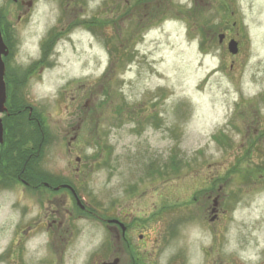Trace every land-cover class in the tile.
<instances>
[{
  "label": "rangeland",
  "instance_id": "obj_1",
  "mask_svg": "<svg viewBox=\"0 0 264 264\" xmlns=\"http://www.w3.org/2000/svg\"><path fill=\"white\" fill-rule=\"evenodd\" d=\"M136 1L34 0L18 21L0 0L6 105L16 93L42 126L48 178L0 175V264L104 255L99 223L47 225L77 206L63 180L106 215L161 209L156 264H264V0ZM199 181L219 189L193 199Z\"/></svg>",
  "mask_w": 264,
  "mask_h": 264
},
{
  "label": "flooded vegetation",
  "instance_id": "obj_2",
  "mask_svg": "<svg viewBox=\"0 0 264 264\" xmlns=\"http://www.w3.org/2000/svg\"><path fill=\"white\" fill-rule=\"evenodd\" d=\"M10 1L12 6L14 5L15 7L14 11L17 13L16 17L18 21H20L26 15L27 9H29L34 2V0ZM137 1H140L144 4L148 2V0ZM192 1L193 3H196L197 0ZM198 1L202 2L204 0ZM0 28L5 37L6 32L9 33L10 24L9 26H5L4 24L0 23ZM220 34L224 35L222 38L218 36L219 43H222L227 35L223 32ZM230 38L232 37L230 36L229 39ZM69 144L71 145V143ZM76 160H79L78 156L76 157ZM194 174H196V170ZM53 178L54 177H51L50 180L58 181ZM60 184H68V182L63 180ZM199 184L200 187L198 189L194 187L196 190L194 192L195 195L193 199H196L198 194L204 195L219 189L213 182L210 184V186L205 187L202 186V181H199ZM59 188H65L66 193L69 194L73 200H75V204L77 206L65 208L63 211H57L51 208L50 215L52 214V216L46 221V223L48 222V226H51L57 221L58 218L53 217L54 215H57L60 218V221L58 220V226L62 227L63 225H66L64 231H69V236L76 233L77 230L76 228H73L74 225L70 226V221L74 219H91L92 221L99 223V225H101L103 228V231L105 230L104 244L101 248L104 255L96 259L95 252H92L87 260V264H101L103 262H115V264H156L155 262L158 260L159 255L158 257H156V255L151 256L152 251L149 252L148 249L149 247L154 248L160 246V244L166 241L168 237V233L162 232L161 223L163 219V211L161 209L152 208L151 211L141 212V210L137 208L118 207L115 210L112 209L110 215H106L105 212H102L100 209L83 202L73 186V190H70L68 186L62 185H60ZM218 197L219 194H217V196L212 200L210 212H215V214L211 216V220L214 219L218 214ZM145 214L147 216H144ZM61 235L62 233H60V235L57 237H60ZM64 238L67 240L68 235H66ZM148 253H150V255ZM168 258V264H181V262L176 260L174 256H169Z\"/></svg>",
  "mask_w": 264,
  "mask_h": 264
},
{
  "label": "trees",
  "instance_id": "obj_3",
  "mask_svg": "<svg viewBox=\"0 0 264 264\" xmlns=\"http://www.w3.org/2000/svg\"><path fill=\"white\" fill-rule=\"evenodd\" d=\"M4 39L8 42L6 36ZM14 94L9 101V108L7 107V111L2 116L5 148L1 149L0 175L4 178L6 176L4 173H6L8 176L23 180L25 185L34 188L48 179L45 178L44 172L35 170L37 164L40 163L44 142V136L41 134L43 128L40 124L38 125V122V126L34 125V130L31 128L32 125H29V122H32L34 118L33 113L27 111L28 115H26L25 107L15 109L20 107V97ZM11 108L14 110H10ZM222 142L225 143V140ZM52 182L56 184L55 181Z\"/></svg>",
  "mask_w": 264,
  "mask_h": 264
},
{
  "label": "water",
  "instance_id": "obj_4",
  "mask_svg": "<svg viewBox=\"0 0 264 264\" xmlns=\"http://www.w3.org/2000/svg\"><path fill=\"white\" fill-rule=\"evenodd\" d=\"M223 37V34L220 35V38ZM227 48L230 53L235 54L238 50L237 41L235 39H230L227 44ZM9 52V49L4 42L1 29H0V114L7 111V107L5 106L7 93H6V84L4 80L5 74V64L3 60V56H6ZM3 123L2 117L0 116V144L3 142ZM101 264H115V262H103Z\"/></svg>",
  "mask_w": 264,
  "mask_h": 264
}]
</instances>
